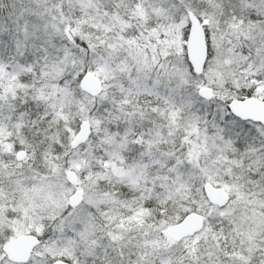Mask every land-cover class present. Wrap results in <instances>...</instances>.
<instances>
[{
    "label": "snow or ice",
    "instance_id": "6c2138e0",
    "mask_svg": "<svg viewBox=\"0 0 264 264\" xmlns=\"http://www.w3.org/2000/svg\"><path fill=\"white\" fill-rule=\"evenodd\" d=\"M0 264H264V0H0Z\"/></svg>",
    "mask_w": 264,
    "mask_h": 264
}]
</instances>
